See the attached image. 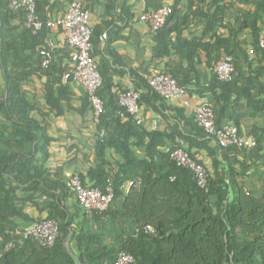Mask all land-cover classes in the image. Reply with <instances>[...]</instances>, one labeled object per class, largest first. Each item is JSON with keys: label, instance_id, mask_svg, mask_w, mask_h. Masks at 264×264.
Wrapping results in <instances>:
<instances>
[{"label": "trees", "instance_id": "trees-1", "mask_svg": "<svg viewBox=\"0 0 264 264\" xmlns=\"http://www.w3.org/2000/svg\"><path fill=\"white\" fill-rule=\"evenodd\" d=\"M36 2L37 14L46 23L53 17V0ZM10 3L0 0V74L4 80L0 96V264H116L122 251L135 257L132 264H264V161L253 166L249 163L251 148L219 145L196 119L194 133L171 126L165 134L149 130L145 121L138 123L128 113L122 116L119 92L124 89L116 81L122 74L118 70L121 62L110 45L115 62L96 59L103 77L98 94L105 111L96 123L94 158L81 178L85 186L103 190L111 182L115 196L105 211L81 205L76 190L68 184L70 176L51 165L55 163L51 161L55 137L43 125L50 114L63 115L73 108V95L63 82L71 67L63 64L57 50L51 62L43 65L40 50L48 47L50 28L45 24L34 32L27 25L26 11L13 10ZM262 11L264 0L257 1L254 20L246 17L243 21L244 26L252 27L257 44ZM174 16L173 8L166 25L155 33L154 59L166 60L176 52L190 67L182 62L167 63L159 73L172 75L189 94L202 89L211 92L207 104L217 125L235 124L255 137L257 145L263 143L264 128L249 125L246 119L264 117V62L251 76L235 63L237 74L230 80H220L214 73L207 86L192 81L197 53L213 59L217 50L227 49L228 39L216 36L213 43L189 40L181 36L188 18L172 25ZM205 17L206 32L212 33L219 24L216 14ZM111 24L93 28L94 56ZM131 74L133 87L141 92L142 108L150 105L158 110V102L170 100L153 91L149 78L139 71L131 70ZM35 76L48 78L46 111L25 87ZM83 102L79 111L93 113L88 94ZM181 140L189 155L206 167V186L199 184L191 169L172 158ZM168 141L174 146L166 150ZM141 146L145 149L142 157L135 149ZM109 149L119 156L115 162L108 159ZM130 181L134 184L127 192L125 185ZM43 219L59 224L55 244L45 246L34 237L20 242L23 236L17 231ZM12 242L14 246L9 248Z\"/></svg>", "mask_w": 264, "mask_h": 264}, {"label": "crops", "instance_id": "crops-1", "mask_svg": "<svg viewBox=\"0 0 264 264\" xmlns=\"http://www.w3.org/2000/svg\"><path fill=\"white\" fill-rule=\"evenodd\" d=\"M257 1L260 0H86L91 12L93 28L98 25L113 23L108 25L107 31L104 32L107 33V37L102 40V47L99 50L96 49L95 57L98 60L101 58L109 59L113 64L115 58L109 52V45L110 50L119 55L118 61L121 64L118 66V70L122 74L117 75L116 81L123 89L134 85L131 70L139 71L146 78H150L159 73L167 63L176 65V63L182 62L184 66L190 67L181 54L176 52H173L171 57L166 60L154 59V50L157 45L155 32L151 30L148 24L139 20L141 14L148 10H155L161 6H171L175 11L172 25L188 18V25L181 27L182 37L211 43L215 42L216 36L228 39L225 43L227 49L223 47L217 50L213 59H210L204 52L197 53L192 64L194 67L191 71L192 81H199L202 86H207L208 80L214 74L213 62L218 59H231L246 76H251L254 70L261 67L264 62V49L260 45V38L264 37V12H260L258 19V25L261 29L259 44H257L252 27L244 26L243 21L246 17H252L250 21L254 20ZM69 3L70 0H53L52 16L63 15ZM205 14L211 16L216 14L214 18L219 21L212 33L206 32L208 20ZM242 26L243 28H241ZM51 36L58 44L57 52L63 57V64L72 68L75 60L72 49L62 43L61 33H54ZM177 37L178 35L174 33V43L177 42ZM64 49H68V51ZM47 82L48 78L35 76L25 86L43 111H46L44 94ZM63 82L69 87L73 95L71 102L73 108L68 109L63 115L50 114L43 125L55 137L51 158V161H55V163H51V165L62 170L67 177L72 174H78L82 177L87 175L91 166L90 160L94 158L97 126L90 109L84 113L79 111L87 97L86 89L72 80L66 82L63 79ZM3 91L4 80L0 74V96ZM212 96L211 92L202 89L188 95L189 105H183L179 99L158 102V106H161L159 111L150 105H144L145 125L149 130L158 129L165 134L170 133L171 126H176L187 134L194 133L192 124L195 122L196 111ZM162 105L165 109L162 108ZM177 108L184 113H179ZM246 122L249 125L259 124L264 128V117H250L246 119ZM173 146L174 143L168 141L165 149L168 150ZM135 149L140 157L144 155L143 146ZM202 154L206 156L208 162H211L206 151H202ZM107 156L113 162L119 159L113 149L107 151ZM250 157L252 160L249 163L253 166L264 161V141L251 148ZM131 186L130 183L125 185L127 192ZM69 204L72 205V203ZM81 219L79 218V220ZM29 226V224L26 225V227Z\"/></svg>", "mask_w": 264, "mask_h": 264}, {"label": "built area", "instance_id": "built-area-1", "mask_svg": "<svg viewBox=\"0 0 264 264\" xmlns=\"http://www.w3.org/2000/svg\"><path fill=\"white\" fill-rule=\"evenodd\" d=\"M10 7L13 10L24 9L27 14V25L34 32L43 29L45 24L50 28L48 38V47L40 50L43 55V65L49 64L53 53L57 50L58 44L52 39L51 34L61 33L62 43L72 49L74 57L73 67L66 73L64 79L66 82L72 80L83 86L89 96L93 108V120L98 123L101 114L105 111L104 101L98 94V90L103 83V77L99 71L98 62L93 55L94 44L92 41L93 27L91 24V12L85 7L83 0H72L66 12L63 15L48 18L43 21L37 14L36 0H11ZM173 8L171 6H161L155 10H148L141 14L139 20L150 26L153 32L162 29L171 15ZM107 33L101 38L105 39ZM260 45L264 49V37L260 38ZM213 72L218 75L220 80H230L237 74L235 63L231 59H218L213 62ZM149 84L153 91L169 99H179L183 105H189V91L185 86L180 85L178 80L167 73H157L149 78ZM141 92L134 87H129L119 92L120 104L124 107L121 110L122 116L126 113L135 117L138 123H144L145 115L140 104ZM195 119L209 135H212L215 142L221 146L238 145L245 148L257 146V139L241 132L235 124L219 126L216 123L214 111L207 104L203 103L196 111ZM184 140L172 153V158L178 165L191 169L201 186L208 183V172L206 167L189 155L185 148ZM131 185L134 181L128 182ZM69 186L73 187L78 195L81 205L87 210L105 211L107 210L115 196L114 188L111 182L107 183L106 189L98 187L85 186L82 178L78 174H72L68 181ZM23 238L34 237L45 246L55 244L59 235V224L55 220L43 219L35 221L29 227L17 231ZM14 243L9 244V248ZM135 257L122 251L119 254L116 264H132Z\"/></svg>", "mask_w": 264, "mask_h": 264}]
</instances>
